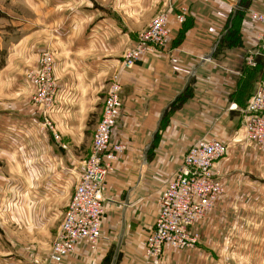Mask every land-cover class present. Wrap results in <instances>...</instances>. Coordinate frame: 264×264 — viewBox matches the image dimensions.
<instances>
[{
	"label": "crops",
	"instance_id": "0c3cea01",
	"mask_svg": "<svg viewBox=\"0 0 264 264\" xmlns=\"http://www.w3.org/2000/svg\"><path fill=\"white\" fill-rule=\"evenodd\" d=\"M241 5L236 12L220 0H0V188L18 192L13 201L2 196L1 205L26 209L16 223L17 245L12 232H1L0 264L46 263L39 247L58 231L114 76L122 108L113 138L126 150L103 186L96 254L80 244L60 264H234L235 255L250 263L249 239L264 237L248 229L249 219L264 227V186H255L264 153L244 141L240 111L264 72L260 59L255 68L246 64L259 30L247 11L261 10L264 0ZM183 10L180 24L175 16ZM161 12L170 30L166 47L147 46L124 68V53ZM44 53L54 59L57 80L53 131L42 129L26 77ZM202 137L228 146L214 165L225 193L197 225L193 249L165 248L146 262L160 191ZM23 241H33L31 249Z\"/></svg>",
	"mask_w": 264,
	"mask_h": 264
},
{
	"label": "built area",
	"instance_id": "2783aa9c",
	"mask_svg": "<svg viewBox=\"0 0 264 264\" xmlns=\"http://www.w3.org/2000/svg\"><path fill=\"white\" fill-rule=\"evenodd\" d=\"M221 1L235 10L239 8L240 0ZM248 18L256 23L259 30L254 43L246 47V64L255 68L260 59L264 66V5L261 10H249ZM175 19L182 24L185 21V10L177 14ZM169 37L167 13L163 12L138 34L135 45L126 50L122 60L123 67H133L141 59L147 46L165 48ZM51 59L49 53H44L40 73H32L27 77L38 86L39 100L46 109L51 108L55 93ZM121 89L118 77L114 76L105 95L90 153L51 244L48 256L51 263H61L80 244H85L91 250H95L98 245L104 220L103 186L107 176L114 171L116 161L126 150L125 144L113 138L122 108ZM240 112L243 115L241 134L244 141L257 151L263 150L264 72L254 93ZM42 124L46 125L44 118ZM227 153L228 146L217 139L202 137L189 146L175 173L160 191L158 212L143 246L142 258L146 262L157 259L165 248L192 249L197 245V225L214 211L216 203L225 193L214 165Z\"/></svg>",
	"mask_w": 264,
	"mask_h": 264
},
{
	"label": "rangeland",
	"instance_id": "374dc122",
	"mask_svg": "<svg viewBox=\"0 0 264 264\" xmlns=\"http://www.w3.org/2000/svg\"><path fill=\"white\" fill-rule=\"evenodd\" d=\"M221 1V0H220ZM241 1V0H240ZM238 3V6L243 4L244 3V0L242 3ZM228 4V3H227ZM242 6V5H241ZM233 9V8H232ZM251 10V9H250ZM241 9H237L236 12H240ZM245 10H243L244 12ZM249 11V10H248ZM248 11H247V14H248ZM163 13V12H161ZM159 13V14H161ZM165 13V12H164ZM158 14V15H159ZM157 15V16H158ZM156 16V17H157ZM155 17V18H156ZM154 18V19H155ZM153 19V20H154ZM152 20V21H153ZM251 20V19H250ZM254 22V21H253ZM50 54V53H49ZM51 55V54H50ZM51 61H52V64H51V69H52V80L53 82L55 83V93L53 95V102H52V106L50 109H46L44 107V105L41 103V101L39 100V97H40V90H38V86L34 83H32L28 78L27 80L29 81V83L32 85L34 91H33V94H32V101L36 104V106L38 107V110H39V115L42 116V118L45 119L46 121V125L45 126H42L43 128L42 129H48L49 131H53L54 127L52 125V122H51V119H50V111L52 110L53 106H54V100H55V95H56V92H57V80L55 78V75H54V59L51 55ZM41 59L38 63V66L35 70L33 71H30L28 72L27 76L28 77L29 75H33L32 73H36L39 74L41 69L43 68V62L41 63ZM43 125V124H42ZM50 125V126H49ZM48 126V127H47ZM257 150V149H255ZM263 151V152H262ZM260 152L264 153V149L261 150ZM264 174V173H263ZM261 177V178H260ZM255 180H256V183H255V186L256 187H263L264 186V175L260 176L258 175L257 178L255 177ZM9 187L8 185L5 187V189H1L0 188V240H1V232L4 235L8 234L9 232L7 230H9L10 232L13 233L10 234V239L9 241L12 243V241H16L15 242V245H17L18 243V238L16 237V231H17V220H18V217L23 215L25 213V210L24 207H21V205H1V202H2V196H8L9 195V201H13L14 197H10V195H13L15 197H17L18 195V192L17 190L16 191H10L8 190ZM75 192V190H74ZM73 192V194H74ZM15 193V194H14ZM17 193V194H16ZM72 194V196H73ZM256 195H258V193H255ZM71 196V198H72ZM262 197H264V195L261 194ZM8 199V197L6 198V200ZM70 201V200H69ZM69 203V202H68ZM68 205V204H67ZM67 207V206H66ZM22 208V209H21ZM24 209V210H23ZM66 209V208H65ZM65 212V211H64ZM213 213V212H212ZM253 215V212L250 213V216ZM63 217H64V213H63ZM63 218L61 220L58 221V223H55L58 225V227H60V224L62 222ZM203 222V221H202ZM238 225H242V222L241 223H238ZM248 229L252 231H254V233H263L264 231V227H263V224L262 223H259L258 221H254L253 219H249L248 221ZM59 229V228H58ZM4 230H6V232H4ZM58 232V231H57ZM57 232H56V235H57ZM55 235V237H56ZM5 237V236H4ZM54 237V239H55ZM52 237H49L47 242H48V247L47 245L44 244V242L42 243L41 247H39L44 255L43 257H46L48 258L49 256V252H50V247H51V244L52 242L54 241V239H52ZM261 238V237H259ZM30 239V238H29ZM24 242V241H23ZM22 242V243H23ZM22 243H20L19 247H23L22 246ZM2 244V243H1ZM13 244V243H12ZM25 244V242L23 243ZM198 244V243H197ZM14 245V244H13ZM26 247L28 248L29 246L33 245V241H28V244H25ZM249 246H250V252H252L251 254V258L249 259V264H264V237H262V239H257V236L253 235L250 239H249ZM240 247V246H239ZM28 249H31V248H28ZM193 249V248H192ZM180 250H183V249H180ZM32 251V250H31ZM179 251V249L177 250ZM90 253L92 254H96V252H94V250H91L90 249ZM73 254V253H72ZM72 254H70L72 256ZM70 255L66 256V257H69ZM45 258H43L42 262L40 264H44L43 261H44ZM65 259V258H63ZM94 260V259H93ZM240 257H236L235 255V258H234V264H242V260L240 261ZM45 264H51V262L49 261V259H47L46 263ZM60 264V263H59Z\"/></svg>",
	"mask_w": 264,
	"mask_h": 264
}]
</instances>
